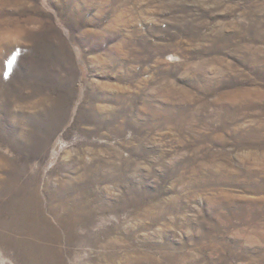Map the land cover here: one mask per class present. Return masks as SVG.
<instances>
[{
    "label": "rangeland",
    "instance_id": "1",
    "mask_svg": "<svg viewBox=\"0 0 264 264\" xmlns=\"http://www.w3.org/2000/svg\"><path fill=\"white\" fill-rule=\"evenodd\" d=\"M0 264H264V0H0Z\"/></svg>",
    "mask_w": 264,
    "mask_h": 264
},
{
    "label": "snow or ice",
    "instance_id": "2",
    "mask_svg": "<svg viewBox=\"0 0 264 264\" xmlns=\"http://www.w3.org/2000/svg\"><path fill=\"white\" fill-rule=\"evenodd\" d=\"M11 63H12V61L10 60V61L8 62V67H9V68L11 67Z\"/></svg>",
    "mask_w": 264,
    "mask_h": 264
}]
</instances>
